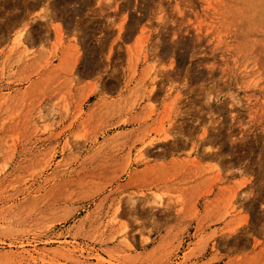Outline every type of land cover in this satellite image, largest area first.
Here are the masks:
<instances>
[{
    "label": "rangeland",
    "instance_id": "374dc122",
    "mask_svg": "<svg viewBox=\"0 0 264 264\" xmlns=\"http://www.w3.org/2000/svg\"><path fill=\"white\" fill-rule=\"evenodd\" d=\"M0 264H264V0H0Z\"/></svg>",
    "mask_w": 264,
    "mask_h": 264
},
{
    "label": "bare ground",
    "instance_id": "6f19581e",
    "mask_svg": "<svg viewBox=\"0 0 264 264\" xmlns=\"http://www.w3.org/2000/svg\"><path fill=\"white\" fill-rule=\"evenodd\" d=\"M177 141V140H176ZM175 147V146H174Z\"/></svg>",
    "mask_w": 264,
    "mask_h": 264
}]
</instances>
